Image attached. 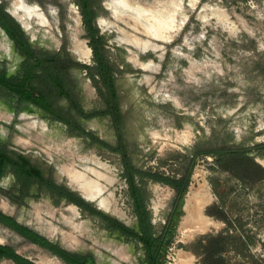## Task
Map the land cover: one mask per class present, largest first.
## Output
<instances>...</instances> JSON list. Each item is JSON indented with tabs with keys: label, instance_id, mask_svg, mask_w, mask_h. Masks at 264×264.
I'll return each mask as SVG.
<instances>
[{
	"label": "rangeland",
	"instance_id": "374dc122",
	"mask_svg": "<svg viewBox=\"0 0 264 264\" xmlns=\"http://www.w3.org/2000/svg\"><path fill=\"white\" fill-rule=\"evenodd\" d=\"M17 1L0 0L1 12L19 26L35 52L56 57L73 90L77 107L51 93L55 108L104 144L29 104L9 105L0 99V146L81 196L64 170L96 168L105 174L106 182H100L107 188L89 201L135 226L123 155L113 150L121 148L116 128L108 116H85L101 111L103 103L86 70L93 54L78 0H23L46 14L45 19L26 20L28 31L11 13ZM89 1L116 72L124 114L123 143L134 167L181 177L195 153L264 143V0ZM78 40L90 47L88 60L75 50ZM22 60L20 49L0 27V71L13 74ZM23 114L33 117L22 118ZM260 160L264 150L197 158L166 264H220L219 257L224 264H264V165ZM139 181L160 233L173 211L176 191L148 177ZM204 185L212 201L202 215L218 225L186 237V199L199 195ZM108 204L118 213L106 210ZM72 205L39 183L20 182L12 171L0 179L2 213L69 252L93 256L97 264H141V244L120 239L97 216L78 206L76 216ZM218 234L225 238L210 247L211 255L203 241ZM0 245L12 247L35 264H68L2 221ZM0 264L17 263L0 257Z\"/></svg>",
	"mask_w": 264,
	"mask_h": 264
},
{
	"label": "trees",
	"instance_id": "16d2710c",
	"mask_svg": "<svg viewBox=\"0 0 264 264\" xmlns=\"http://www.w3.org/2000/svg\"><path fill=\"white\" fill-rule=\"evenodd\" d=\"M78 5L81 8L83 23L88 32V37L90 38L89 46L93 54V62L86 66V70L94 80L98 94L103 103V109L101 111L86 114L85 116L88 118L99 115L108 116L116 128L121 148H113V150H120L123 155L125 176L129 185V195L132 199L133 209L137 217V224L135 226H129L117 217L101 211L94 203L85 199L77 192L72 191L70 188L49 180L38 168L30 165L22 157L15 155L1 146L0 179L8 171H12L15 177L22 183L33 182L47 187L60 198H65L74 203V205L81 208L82 211L97 216L102 224L110 232L116 233L120 239L126 241L133 240L141 244L144 251L141 264H166L167 251L174 239L178 217L182 212L181 207L190 185L197 158L202 154L224 156L246 155L252 150H264V143L254 148L225 147L195 153L189 163L186 173L181 177H171L163 173L145 172L134 167L126 153L123 143L124 114L121 109L115 69L108 55L105 53L104 42L95 27V14L90 1L78 0ZM0 27L7 33L23 54V60L15 73L10 74L5 70L0 71V99L9 105H12L13 102L29 104L62 121L71 130L89 137L94 142L104 144V142L92 132L86 131L55 108L51 93H54L58 98L68 100L70 104L77 107L73 90L70 87L64 70L57 64L56 57L35 52L19 26L12 23L1 10ZM254 166L263 170L256 163H254ZM144 177L170 185L176 191L173 211L160 233H157L155 230L150 211L147 208L148 195L139 181V179L143 180ZM0 221L18 231L23 236L31 239L33 242L48 248L54 254L63 258L68 264H97L93 256L69 252L61 245L50 241L35 230L21 224L13 217L1 211ZM224 238L223 234H218L214 237L206 238L203 244L207 247V251L209 252L212 245H219ZM209 253L211 254V252ZM0 257H8L17 264H35L7 245H0ZM218 261H221L220 264H224L222 258L219 257Z\"/></svg>",
	"mask_w": 264,
	"mask_h": 264
},
{
	"label": "bare ground",
	"instance_id": "6f19581e",
	"mask_svg": "<svg viewBox=\"0 0 264 264\" xmlns=\"http://www.w3.org/2000/svg\"><path fill=\"white\" fill-rule=\"evenodd\" d=\"M11 13L23 25L26 31L30 29L29 24L27 23L28 21L26 20H30L31 18L45 19V15H46L43 11H41V9L37 5L25 4L23 0H19L15 3V8L11 9ZM138 32L140 33V31ZM147 32L149 33V31ZM75 50L77 51L79 56L84 60H88L91 56V49L86 44L85 41H79V40L76 41ZM31 116L32 115L30 114H23L22 118H29ZM87 160H93V158L89 157L87 158ZM97 163L101 167L104 166V164H101L100 162ZM259 163L264 165V160H260ZM64 172L69 177L71 184L75 185L77 189L80 190L83 193L84 197L87 199L95 200L99 196L103 195L106 191L107 186L101 183L102 181L106 182L107 180L105 179L106 178L105 174H102V172H100L99 170H97L92 166L91 167L88 166L87 168H84V170H78L77 168L72 166L65 169ZM106 184H108V182ZM211 201H212V195L208 190V188L205 187V185L201 187L199 191V195L197 194L188 195L185 205L186 216L183 218V228L185 229L186 237L192 236L197 233L198 234L203 233L210 230L211 228L217 227L218 224L215 221H213L212 218L206 216L205 214H204L205 216L202 215L204 206L210 203ZM105 207L106 210L108 211L110 210L113 211L114 213H118V211L116 210L117 208L115 206H111L108 204V206ZM70 208L75 210L74 212L76 216L79 215L78 208L76 205H72Z\"/></svg>",
	"mask_w": 264,
	"mask_h": 264
},
{
	"label": "water",
	"instance_id": "95a60500",
	"mask_svg": "<svg viewBox=\"0 0 264 264\" xmlns=\"http://www.w3.org/2000/svg\"><path fill=\"white\" fill-rule=\"evenodd\" d=\"M83 196V195H82ZM84 197V196H83ZM85 198V197H84ZM85 199H87V198H85ZM87 200H89V199H87Z\"/></svg>",
	"mask_w": 264,
	"mask_h": 264
}]
</instances>
